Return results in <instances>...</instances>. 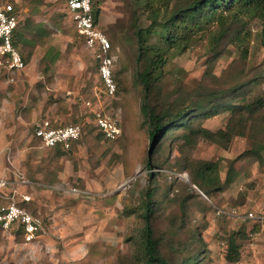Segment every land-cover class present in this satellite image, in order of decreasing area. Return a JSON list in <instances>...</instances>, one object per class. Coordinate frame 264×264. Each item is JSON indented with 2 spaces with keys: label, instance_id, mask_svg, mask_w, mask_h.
<instances>
[{
  "label": "rangeland",
  "instance_id": "rangeland-1",
  "mask_svg": "<svg viewBox=\"0 0 264 264\" xmlns=\"http://www.w3.org/2000/svg\"><path fill=\"white\" fill-rule=\"evenodd\" d=\"M0 3L19 11L18 47L26 59L19 73L0 69V176L11 154L30 183L5 193L30 195L27 208L43 228L35 242L0 230V264H148L137 243L148 193L156 208L153 239L169 264H264L263 20H234L216 45L206 38L182 55L169 54L146 92L138 75L150 71V59L136 33L151 21L136 0H93L116 60L110 96L67 0ZM243 30L252 34L247 53L235 45ZM149 43L161 46L156 34ZM242 86L244 99L237 95ZM144 97L156 114L200 102L223 108L191 117L200 131L189 142L187 131L173 130L154 150ZM99 112L119 120L116 139L95 127ZM44 120L77 125L82 137L71 151L45 149L34 136ZM205 162L215 170L207 184L197 176ZM231 240L235 261L227 257Z\"/></svg>",
  "mask_w": 264,
  "mask_h": 264
},
{
  "label": "trees",
  "instance_id": "trees-1",
  "mask_svg": "<svg viewBox=\"0 0 264 264\" xmlns=\"http://www.w3.org/2000/svg\"><path fill=\"white\" fill-rule=\"evenodd\" d=\"M143 9V13L150 20V25L140 29L136 33L137 46L140 52H144L145 57L150 59V71L142 72L138 75L144 90L149 92L151 84L149 79L156 77L158 72L166 63L169 54L175 53L182 55L190 49L196 42L210 38L212 46L218 43L221 35L226 32L227 28L234 20H240L243 17L259 18L264 21V0H136ZM99 14V10L97 11ZM156 34L159 37V43L152 45L149 43L150 37ZM252 41L250 32L241 31L235 39V45L243 46L244 52L249 48ZM19 41H15L17 45ZM150 55V56H149ZM142 59V58H140ZM250 91H252L257 82L251 81ZM245 86V85H244ZM244 86L240 88L239 97L244 99ZM141 107L145 122L148 125V133L151 145L154 150L163 145L166 135L173 130L182 129L185 141H190L193 134L200 130L194 129L193 121L190 119L197 112L200 116H209L212 111H218L223 108V104L216 106H204L203 102L197 103L194 108H186L176 113L170 110H164L156 114L148 104V97H144ZM263 104V102H261ZM247 109L239 108V111ZM202 131V130H201ZM207 137L210 133L203 130ZM175 137V135L173 136ZM214 165L202 163L197 171V176L202 179L203 183H209L210 175L215 172ZM151 193L147 194V199L143 206L140 207V213L143 215L145 225L137 238V243L148 264H169L168 261L158 254L156 241L153 239V228L150 220L156 213V208L151 200ZM21 232L18 231L20 235ZM230 252L228 259L235 261L236 250L233 240H231Z\"/></svg>",
  "mask_w": 264,
  "mask_h": 264
},
{
  "label": "built area",
  "instance_id": "built-area-1",
  "mask_svg": "<svg viewBox=\"0 0 264 264\" xmlns=\"http://www.w3.org/2000/svg\"><path fill=\"white\" fill-rule=\"evenodd\" d=\"M92 0H69L68 10L77 35L84 41L86 47L95 54L98 62V72L106 88V93L113 96L116 85L113 80L115 57L111 55V45L105 32L100 28L99 21L94 15ZM19 25V16L12 3L0 4V69L12 75L25 70L26 65L15 45L16 30ZM96 125L99 131L108 139H116L121 134L119 120L110 115L96 113ZM45 147L60 146L69 149L72 143L80 139L82 130L79 126L52 127L49 122H43L36 130ZM15 173V172H14ZM19 176L20 173L16 172ZM12 184L5 176L0 178V197L7 203L0 205V227L4 230L12 229L13 225L24 230L25 239L35 241L43 231L41 222L27 211L21 204L29 202V195L17 197V190L13 194H4V189Z\"/></svg>",
  "mask_w": 264,
  "mask_h": 264
},
{
  "label": "clouds",
  "instance_id": "clouds-1",
  "mask_svg": "<svg viewBox=\"0 0 264 264\" xmlns=\"http://www.w3.org/2000/svg\"><path fill=\"white\" fill-rule=\"evenodd\" d=\"M68 1L69 0H67V3H66V9H67V12L69 13V15H70V17H71V14H70V12H69V10H68ZM93 1V0H92ZM0 4H3V3H0ZM13 4V3H12ZM15 6V5H14ZM93 6H94V3H93ZM16 7V6H15ZM16 10H17V8H16ZM93 13H94V15H95V17H96V19L99 21V25H100V11H99V14H97V9L94 7V9H93ZM17 13H18V16H19V11L17 10ZM71 20H72V18H71ZM73 22V21H72ZM74 27V26H73ZM100 28L102 29V26H100ZM19 30H20V20H19V25H18V29L16 30V36H15V41H19V43H17V45H16V47H18L19 46V44L23 41V38H22V36H21V34H20V32H19ZM74 30H75V27H74ZM103 30V29H102ZM104 32H105V30H103ZM76 32V31H75ZM77 34V33H76ZM107 36V35H106ZM108 38V37H107ZM18 50H19V52H20V49H19V47H18ZM111 51V50H110ZM21 53V52H20ZM93 53V52H92ZM21 56H22V53H21ZM93 56H94V58H95V54L93 53ZM114 57V56H113ZM22 58H23V60H24V62H25V65H26V59L22 56ZM96 60V59H95ZM97 61V60H96ZM116 61V60H115ZM98 63V62H97ZM114 67H115V63H114ZM98 69H99V67H98ZM113 70H114V68H113ZM98 80L100 81V84H102L103 85V82H102V79H101V77H100V75H99V72H98ZM113 80H114V82H115V73H114V71H113ZM115 85H116V82H115ZM104 86V85H103ZM105 87V86H104ZM106 89V88H105ZM116 89H117V86H116ZM106 93V92H105ZM115 93H116V91H115ZM114 93V94H115ZM108 94V93H107ZM114 96V95H113ZM106 115H110V114H108V113H105ZM111 116V115H110ZM47 120H44V121H42V122H40V123H38L36 126H35V129H34V136H35V138L37 139V140H39V142H40V144H41V146L43 147V148H45V149H49V150H53V149H62V150H66V151H71V149H72V147H73V145L79 140H76V141H74L73 143H72V145H71V147L69 148V149H64V148H62V147H60V146H56V147H51V148H48V147H45L44 145H43V143L41 142V140H40V138L36 135V130H37V128L39 127V125L40 124H43V122H46ZM47 122H49L50 123V125L52 126V127H54L53 125H52V122L51 121H47ZM96 116H95V119H94V124H95V127L97 128V130L99 131V128L97 127V125H96ZM120 123V122H119ZM70 126V125H69ZM74 126H76V125H74ZM60 127H63V126H60ZM99 133H101L102 135H103V133L101 132V131H99ZM104 136V135H103ZM81 137H82V135H81ZM108 139V138H107ZM7 163H9V166L6 168V170L4 171V173H3V175H1L0 176V178H3L4 176H5V178H7L12 184H10V186H27L30 182L28 181V179H27V177H26V174H25V172H24V170H21V169H19L18 167H16V164L14 163V161H13V156L11 155V154H9L8 155V158H7ZM15 172V173H14ZM16 172H19L20 173V175L19 176H17L16 175ZM9 186V185H8ZM15 190H17V192L18 193H16L17 194V197L19 198V200H22V198H21V195L22 194H24V193H20L19 192V190L17 189V188H14ZM13 189V190H14ZM5 190H6V188L4 189V194H6L5 193ZM15 190L13 191V192H11L10 194H13V193H15ZM73 193H79L78 191H74ZM24 195H27V194H24ZM30 196V195H29ZM31 197V196H30ZM32 202V197H31V200L29 201V202H26V201H24V203L23 204H21L22 206H24L26 209H27V211L29 212V213H31L29 210H28V208H27V205L28 204H30ZM7 203V201L4 199V198H1L0 197V205H3V204H6ZM31 215H32V213H31ZM0 230L1 231H3V232H12V233H16V234H18V231L19 232H21L20 233V235H22L23 236V238L25 239V236H24V230L21 228V227H18V226H16V225H13L12 226V229H10V230H4L3 228H1L0 227ZM40 238V237H39ZM39 238H37L36 240H38ZM26 240V239H25ZM35 240V241H36ZM35 241H32V242H35Z\"/></svg>",
  "mask_w": 264,
  "mask_h": 264
}]
</instances>
